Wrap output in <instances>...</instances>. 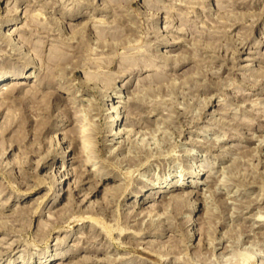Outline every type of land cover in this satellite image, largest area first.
I'll list each match as a JSON object with an SVG mask.
<instances>
[{"label":"rangeland","instance_id":"obj_1","mask_svg":"<svg viewBox=\"0 0 264 264\" xmlns=\"http://www.w3.org/2000/svg\"><path fill=\"white\" fill-rule=\"evenodd\" d=\"M0 264H264V0H0Z\"/></svg>","mask_w":264,"mask_h":264},{"label":"bare ground","instance_id":"obj_2","mask_svg":"<svg viewBox=\"0 0 264 264\" xmlns=\"http://www.w3.org/2000/svg\"><path fill=\"white\" fill-rule=\"evenodd\" d=\"M41 81H42V80H41ZM46 83L48 84V83H50V82L47 81ZM22 84H23V83H20L19 85H22ZM49 85H50V84H49ZM13 87H14V85H13ZM13 87H12V88H13ZM8 89H9V88H8ZM37 89H38V88H37ZM112 90H113V92L118 91V90H116V87L113 88ZM8 91H9V90H8ZM102 94H103V93H102ZM109 97H115V98H116L117 96L110 95V94H104L103 96L100 97V100H102V101H103V100H108ZM117 98H120V97H117ZM117 103H118V102H117ZM116 109H117V107L114 109V112H115ZM121 109H124V111L128 113V111H126L127 108L123 107V108H121ZM128 114H130V113H128ZM117 119H118V117H117V114H116V117L113 116V117L111 118V121H109V122L113 123V122L116 121ZM123 120H124V118H121V121H123ZM124 123H125V121H124ZM122 131H123V130H122ZM122 131H120V132H119V131L114 132L113 130H111V132H112V136H116V135H117V136H119V137H120V136L122 137V136H123V135H122V134H123ZM120 149H121V147H120ZM118 150H119V149H118ZM177 183H179V185H181V184L183 183V181H179V180H177V181L175 182V185L170 186V187H178L179 185L177 186V185H176ZM165 187H166V186H165ZM185 196H186V195H185ZM182 200H183V196H179V197L177 196L176 201H182ZM150 213H151V212H150ZM149 216H150V214H149ZM223 250L225 251L226 249H223Z\"/></svg>","mask_w":264,"mask_h":264}]
</instances>
